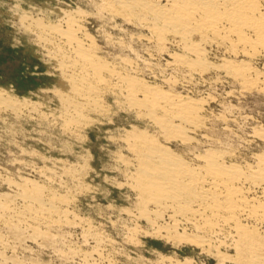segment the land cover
I'll use <instances>...</instances> for the list:
<instances>
[{"label":"rangeland","instance_id":"obj_1","mask_svg":"<svg viewBox=\"0 0 264 264\" xmlns=\"http://www.w3.org/2000/svg\"><path fill=\"white\" fill-rule=\"evenodd\" d=\"M107 6V0H0V264H235L220 257H237L233 234L218 233L202 248L159 236L139 218L130 135L144 130L166 142L159 127L129 105L117 78L132 75L146 86L201 99L202 126L190 132L191 142L172 139L170 146L187 159L210 147L230 151L241 164L264 152V89L243 88L214 66L193 70L176 63L174 55L191 58L176 36L158 39L144 12ZM68 14L81 27L78 36L88 34L94 54L118 72L103 74L112 84L100 89L101 108L77 117L55 59L62 43L39 41L34 23L65 28ZM205 48L211 63L249 59L264 74V51L251 57L213 42ZM28 192L50 206L31 205ZM23 204L46 218L15 217L12 210ZM257 228L264 235V224Z\"/></svg>","mask_w":264,"mask_h":264},{"label":"bare ground","instance_id":"obj_2","mask_svg":"<svg viewBox=\"0 0 264 264\" xmlns=\"http://www.w3.org/2000/svg\"><path fill=\"white\" fill-rule=\"evenodd\" d=\"M107 2V7L113 12H144L149 27L158 39L168 40L165 39L167 33L176 36L185 51L191 54V58L174 55L176 63L188 65L193 70L214 66L236 79L243 88L257 86L264 89V74L259 76L261 69L251 64L252 60L222 58L220 62L211 63L205 55L206 45L212 42L235 54L241 52L251 57L264 51V0ZM74 17L67 18L65 28H60L59 24H43L42 21L34 23L41 28L37 36L39 41L51 43L58 39L62 43L57 48L60 54L53 57L59 71L65 73L63 80L68 87L67 101L74 103L77 117L84 116L86 109L101 108L100 89L105 88L102 85L110 88L112 84L103 74L112 70L94 54L93 43L88 44V34L85 38L78 36L81 27L75 23ZM65 47L70 49L69 54L63 53ZM114 71L112 76L116 74L117 77L118 72ZM131 76L119 75L117 78L126 86L129 105L137 107L142 115L158 126L159 134L166 142L162 144L144 130L130 132L131 138L125 140L137 166L133 187L140 196L139 218L154 226L159 236L178 242L188 241L202 248L210 245L213 236L218 233L226 236L233 234L237 238V257L223 254L220 256L223 260L229 258L235 264H264V235L257 228L264 224V152L255 155L253 164L237 163L232 159L233 153L213 147L194 152L191 159L185 158L170 146L169 141H192L190 132L203 123L200 113L202 100L169 93L158 86H146L145 82ZM2 97L0 94V99ZM25 198L34 206H50L37 193L28 192ZM51 204L50 208L55 209L53 206L57 204ZM12 214L31 222L46 218L40 216V211L33 212L26 204L13 209ZM187 227L191 228L192 234L186 232Z\"/></svg>","mask_w":264,"mask_h":264}]
</instances>
